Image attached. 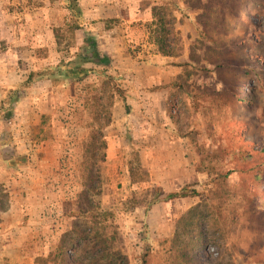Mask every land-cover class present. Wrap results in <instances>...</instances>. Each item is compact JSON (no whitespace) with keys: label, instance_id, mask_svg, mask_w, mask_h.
<instances>
[{"label":"rangeland","instance_id":"374dc122","mask_svg":"<svg viewBox=\"0 0 264 264\" xmlns=\"http://www.w3.org/2000/svg\"><path fill=\"white\" fill-rule=\"evenodd\" d=\"M0 4L19 22L29 14L56 23L63 61L78 46V0ZM153 8L173 23L175 54L165 63L151 60L167 56L154 42ZM150 10L138 22L144 41L131 50L142 52L137 62L170 65L155 73L159 83L148 84L145 69L104 72L89 63L40 101L53 112L48 132L42 127L31 143L39 148L26 144L10 158L15 169L0 172L2 208L8 188L22 193L23 264H43L36 257H46L77 214L127 264H264V0H152ZM83 171L97 186L88 199ZM175 191L186 195L169 198ZM91 245L72 249L69 263L91 264Z\"/></svg>","mask_w":264,"mask_h":264},{"label":"crops","instance_id":"0c3cea01","mask_svg":"<svg viewBox=\"0 0 264 264\" xmlns=\"http://www.w3.org/2000/svg\"><path fill=\"white\" fill-rule=\"evenodd\" d=\"M151 1L78 0L85 20L78 25V46L67 61H63L66 58L58 48L56 23H47L45 20L35 23L29 14L24 16L26 24L23 20L19 22L16 18L20 16L15 10L11 11L0 4V24L4 25L6 31L5 36H0V44L5 46L0 49V172L15 169L10 158L21 154L26 144L32 145L42 127L45 126L44 131L48 132L46 123L53 107L48 105L52 107L48 108L46 103L41 105L40 101L48 96L49 91L61 90L65 83H72L75 76L84 73V68L89 63L82 71L70 70L65 63L74 59L79 50L85 54L90 53L84 47L88 35L95 40L99 54L110 59L108 64H100L97 60L90 62L103 68L104 72L114 68L122 71L145 69L149 74L145 81L150 85L159 83L160 76L156 72L167 74L166 67L170 65H152L150 58L137 62L135 60L140 58L142 52L135 56L131 50L144 41L138 22L150 16ZM48 7L51 8V5L41 6L36 10L45 13ZM89 16L91 22L88 20ZM152 55L151 60L162 57L161 62L164 63L169 60L167 58H172L156 53ZM50 69L54 71L48 72ZM57 73H61V86H57ZM47 141L40 142L39 146H48ZM32 146L38 147L36 144ZM14 184L16 188L18 183ZM4 186L13 188L11 183ZM8 189L9 197L3 203L4 208L0 201V264H23L25 260L18 252V246H21L23 240L18 234L22 230L19 222L24 217V201L21 200L22 193L19 195L17 190Z\"/></svg>","mask_w":264,"mask_h":264},{"label":"trees","instance_id":"16d2710c","mask_svg":"<svg viewBox=\"0 0 264 264\" xmlns=\"http://www.w3.org/2000/svg\"><path fill=\"white\" fill-rule=\"evenodd\" d=\"M152 14L154 18L156 19V28L154 30V42L158 47V52L167 55L172 56L175 54V50L173 45L170 42V35L174 33L173 23L171 20L166 19L161 12L155 10V8L152 9ZM87 44L84 45L85 48H88L90 50V53H83V51L79 50L76 52L75 58L68 61L67 64L70 70L75 71H82L83 67L90 63L95 62L96 60L100 64H108L110 62V59L103 55L101 56L97 49V44L93 38L89 37L86 40ZM96 61V62H97ZM113 78L107 76V79L104 81V85H112ZM117 86V85H116ZM114 88L115 85H114ZM118 90V87H117ZM111 123V115H109L108 119L106 120L104 126H107ZM98 141H101L102 145L106 146V141L104 139V135L102 131L97 132V138ZM260 154L264 156V150L260 151ZM94 161H104L105 155H102L101 157H98L96 153L93 155ZM264 166V164H263ZM256 165L251 164L250 168H255ZM93 172V171H92ZM83 176L88 179L86 183V190L82 191L83 195H85V198H90V194L96 189L95 183H93V179L90 178L91 173H85L83 171ZM258 178V177H256ZM186 193L183 192H171L168 194L169 198H175V197H181L185 196ZM83 216L81 214L75 215L74 221L72 220L70 225H66L63 228L62 233L58 235V238L56 240V243L54 246L50 247L48 253L46 254V257L43 258L44 255H41L39 257H36L37 260H42L43 264L49 263L46 262L50 260L51 264H70L69 258L72 256L70 251L74 250V255L78 254L79 249L84 246L85 244H92L91 249L87 250L88 256L85 258L87 261H92L91 264H127V257L119 251L113 250L107 243V239L104 237L101 238V242L96 241L97 234L93 235V226L86 224L85 228H82V226L85 224V222H81L80 217ZM189 220L193 221L194 219L190 218ZM192 223V222H191ZM199 238H202L201 236H198ZM40 263V262H39Z\"/></svg>","mask_w":264,"mask_h":264}]
</instances>
